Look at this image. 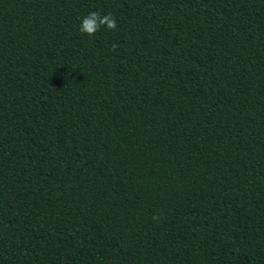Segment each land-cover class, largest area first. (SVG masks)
<instances>
[{
    "label": "trees",
    "instance_id": "1",
    "mask_svg": "<svg viewBox=\"0 0 264 264\" xmlns=\"http://www.w3.org/2000/svg\"><path fill=\"white\" fill-rule=\"evenodd\" d=\"M0 264H264V0H0Z\"/></svg>",
    "mask_w": 264,
    "mask_h": 264
},
{
    "label": "clouds",
    "instance_id": "2",
    "mask_svg": "<svg viewBox=\"0 0 264 264\" xmlns=\"http://www.w3.org/2000/svg\"><path fill=\"white\" fill-rule=\"evenodd\" d=\"M102 28L115 30L117 28L116 19L111 13L102 14L98 11H92L82 19L79 31L84 35L92 37ZM153 219H157V217H153Z\"/></svg>",
    "mask_w": 264,
    "mask_h": 264
}]
</instances>
